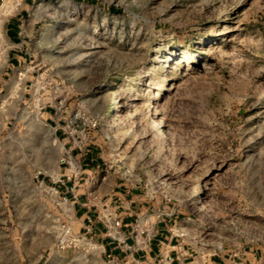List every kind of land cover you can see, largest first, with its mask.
Returning <instances> with one entry per match:
<instances>
[{
	"label": "rangeland",
	"instance_id": "1",
	"mask_svg": "<svg viewBox=\"0 0 264 264\" xmlns=\"http://www.w3.org/2000/svg\"><path fill=\"white\" fill-rule=\"evenodd\" d=\"M67 179L130 249L264 247V0H3L0 264H115Z\"/></svg>",
	"mask_w": 264,
	"mask_h": 264
},
{
	"label": "crops",
	"instance_id": "2",
	"mask_svg": "<svg viewBox=\"0 0 264 264\" xmlns=\"http://www.w3.org/2000/svg\"><path fill=\"white\" fill-rule=\"evenodd\" d=\"M29 1L24 0L25 3ZM2 2L3 0H0V3ZM5 27H8L5 34L10 42L20 44V41H16L20 39L18 28L20 25L17 21L9 20ZM21 48L22 46L20 49H14V52L9 55L8 61L13 67L17 66L24 57ZM72 174L70 173V176ZM75 186L70 179H67L62 185H58V188L69 197L73 207L77 208L75 216L81 219L82 228L84 227L98 237L102 247L101 256L115 260V264H155L157 262L164 264H264V247L243 246L236 250H218L213 254H205V252L191 249L179 239L164 233L163 230L167 223L176 222L174 218L169 217H165L155 224V234L148 249L144 251L130 249L129 244L134 241L133 237L129 233L123 237L124 239L106 235L102 224L95 216L96 211L93 205H87L83 202L85 197L80 195L82 193L79 194ZM132 207L134 209L136 205H132ZM121 220L123 224L130 225L133 217H123Z\"/></svg>",
	"mask_w": 264,
	"mask_h": 264
},
{
	"label": "built area",
	"instance_id": "3",
	"mask_svg": "<svg viewBox=\"0 0 264 264\" xmlns=\"http://www.w3.org/2000/svg\"><path fill=\"white\" fill-rule=\"evenodd\" d=\"M89 125L91 127H96L97 122L96 121H89ZM172 237H178V236H182V234H178L176 232H171L170 234ZM203 245V243H201ZM206 246V245H205ZM218 250H222L220 247L218 248H213V249H207V251H205V254H213L214 252L218 251Z\"/></svg>",
	"mask_w": 264,
	"mask_h": 264
},
{
	"label": "bare ground",
	"instance_id": "4",
	"mask_svg": "<svg viewBox=\"0 0 264 264\" xmlns=\"http://www.w3.org/2000/svg\"><path fill=\"white\" fill-rule=\"evenodd\" d=\"M112 111L115 113V112H118L119 113V103H118V100L115 99L114 100V103L112 104ZM154 113H156L155 110H153ZM153 119V118H152Z\"/></svg>",
	"mask_w": 264,
	"mask_h": 264
},
{
	"label": "trees",
	"instance_id": "5",
	"mask_svg": "<svg viewBox=\"0 0 264 264\" xmlns=\"http://www.w3.org/2000/svg\"><path fill=\"white\" fill-rule=\"evenodd\" d=\"M89 155L87 154V159L86 160H91V159H89L90 158V156L88 157Z\"/></svg>",
	"mask_w": 264,
	"mask_h": 264
}]
</instances>
